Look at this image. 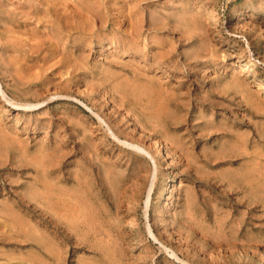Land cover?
<instances>
[{
    "label": "rangeland",
    "instance_id": "374dc122",
    "mask_svg": "<svg viewBox=\"0 0 264 264\" xmlns=\"http://www.w3.org/2000/svg\"><path fill=\"white\" fill-rule=\"evenodd\" d=\"M61 1L0 0V264H264V0Z\"/></svg>",
    "mask_w": 264,
    "mask_h": 264
},
{
    "label": "bare ground",
    "instance_id": "6f19581e",
    "mask_svg": "<svg viewBox=\"0 0 264 264\" xmlns=\"http://www.w3.org/2000/svg\"><path fill=\"white\" fill-rule=\"evenodd\" d=\"M63 1V0H62ZM61 1V2H62ZM89 2H90V0H89ZM95 2V1H94ZM126 2V1H125ZM96 3V2H95ZM113 3V2H112ZM111 3V4H112ZM64 4H66V3H64ZM166 4V3H165ZM62 5V4H61ZM64 6V5H63ZM74 6V5H73ZM96 6V5H95ZM137 6V5H136ZM57 7H59V6H57ZM62 7V6H61ZM80 7V6H79ZM90 7V6H89ZM107 7V6H106ZM127 7H128V5H127ZM134 7V6H133ZM81 8V7H80ZM86 8H87V6H86ZM85 8V9H86ZM91 8V7H90ZM122 8V7H121ZM131 8V7H130ZM137 8V7H136ZM4 8H2V10H3ZM64 9V8H63ZM72 9V8H71ZM76 10V8H73V10ZM100 9V8H99ZM105 9V8H104ZM111 9V8H110ZM7 10V9H6ZM88 9H86V11H87ZM153 10V9H152ZM1 11V10H0ZM65 11H67V10H65ZM143 12H144V9L142 10ZM63 12V11H62ZM62 12H60V13H62ZM82 12V11H81ZM85 12V11H84ZM108 12V11H107ZM114 12V11H113ZM116 12V11H115ZM1 13V12H0ZM3 13H4V11H3ZM3 13H1L2 15H3ZM16 13V12H15ZM75 13V12H74ZM79 13V12H78ZM99 13V12H98ZM140 13V12H139ZM95 14H96V12H95ZM94 14V16L96 17L97 15H95ZM129 14H130V12H129ZM6 15V14H5ZM67 15V14H66ZM71 15V14H70ZM91 15H93V14H91ZM135 15V14H134ZM63 16V15H62ZM88 16V15H87ZM99 16H100V14L98 15V18H99ZM120 16V15H119ZM122 16V15H121ZM130 16H131V14H130ZM12 17V16H11ZM75 17H76V15H75ZM127 18H128V16H126ZM65 18H66V16H65ZM72 19H73V17H71ZM71 19V20H72ZM87 19H88V17H87ZM91 19V18H90ZM100 19V18H99ZM102 19H103V17H102ZM101 19V20H102ZM67 20V19H66ZM70 20V19H69ZM131 20V19H130ZM141 20V19H140ZM155 20V19H154ZM94 21V20H93ZM106 21V20H105ZM122 21V20H121ZM133 21H134V19H133ZM71 22V21H70ZM84 22H85V17H84ZM87 22H88V20H87ZM91 22V21H90ZM101 22V21H100ZM99 22V23H100ZM102 22H104V21H102ZM129 22V21H128ZM130 22H132V21H130ZM129 22V23H130ZM147 22H149V21H147ZM94 23V22H93ZM107 23V22H106ZM141 23V22H140ZM161 23V22H160ZM180 23V22H179ZM1 24V23H0ZM58 24V23H57ZM77 24H79V25H81L80 23H79V21H78V23ZM123 24V23H122ZM143 24V23H142ZM155 24L157 25V23L155 22ZM69 25V24H68ZM70 25H73V24H70ZM75 25V24H74ZM84 25V24H83ZM85 25H87V24H85ZM100 25V24H99ZM131 25V24H130ZM135 25V24H134ZM133 25V26H134ZM153 25V24H152ZM160 25H162V24H160ZM37 26V25H36ZM93 26V25H92ZM75 27H76V25H75ZM80 27V26H79ZM138 27V26H137ZM140 27H142V26H140ZM139 27V28H140ZM151 27H153V26H151ZM4 28H5V26H4ZM7 28V27H6ZM77 28V27H76ZM75 28V29H76ZM156 28V27H155ZM10 29V28H9ZM24 29V28H23ZM72 29V28H71ZM74 29V30H75ZM164 29V28H163ZM176 29V28H175ZM70 30V29H69ZM88 30V29H87ZM91 30V29H90ZM124 30H125V28H124ZM138 30V29H137ZM159 30V29H158ZM71 31V30H70ZM77 31V30H76ZM94 31V30H93ZM142 31V30H141ZM141 31H139V32H141ZM178 31V30H177ZM130 32V31H129ZM152 32V31H151ZM172 32V31H171ZM9 33V32H8ZM79 33V32H78ZM123 33H124V31H123ZM153 33V35L154 34H156V33H154V32H152ZM151 33V34H152ZM158 33V32H157ZM10 34V33H9ZM15 34V33H14ZM6 35V34H5ZM11 35V34H10ZM16 35V34H15ZM91 35V34H90ZM115 35H117V34H115ZM157 35V34H156ZM186 35V34H185ZM55 36V35H54ZM58 36V35H57ZM157 36H159V35H157ZM169 36V35H168ZM119 37V36H118ZM154 37H156V36H154ZM173 37V36H172ZM49 38V37H48ZM59 38V37H58ZM132 38V37H131ZM157 38V37H156ZM30 39V38H29ZM38 39V38H37ZM54 39V38H53ZM92 39V38H91ZM128 39V38H127ZM133 39V38H132ZM162 39V38H161ZM160 39V40H161ZM179 39V38H178ZM185 39V38H184ZM8 40H10L9 38H8ZM31 40V39H30ZM34 40V39H33ZM163 40H164V38H163ZM182 40V39H181ZM43 41V40H42ZM41 41V42H42ZM47 41V40H46ZM10 42V41H9ZM48 42V41H47ZM164 42V41H163ZM14 43V42H13ZM23 43V42H22ZM43 44H44V42H43ZM47 44V43H46ZM156 44V43H155ZM160 44V43H159ZM175 44V43H174ZM35 45V44H34ZM157 45V44H156ZM63 46V45H62ZM158 46V45H157ZM43 47V46H42ZM161 47V46H160ZM38 50V49H37ZM175 50H176V47H175ZM27 51V50H26ZM26 51H25V53H26ZM28 52V51H27ZM34 52V51H33ZM37 52V51H36ZM29 53V52H28ZM35 53V52H34ZM37 54V53H36ZM178 54V53H177ZM11 55H13V54H11ZM156 55H158V54H156ZM4 57V56H3ZM15 57V56H14ZM13 57V58H14ZM153 57V56H152ZM159 57V56H158ZM158 57H156V58H158ZM18 58V57H17ZM169 58V57H168ZM167 58V59H168ZM155 59V58H154ZM22 60V59H21ZM61 62V61H60ZM155 62H156V60H155ZM237 62H240V60H238ZM155 64V63H154ZM115 65V64H114ZM8 66V65H7ZM118 66V65H117ZM4 67V66H3ZM247 67V66H246ZM1 68V67H0ZM126 68V67H125ZM134 69V68H133ZM152 69V68H151ZM132 71V70H131ZM112 72V71H111ZM115 72V71H114ZM250 72V71H249ZM127 74H128V72H127ZM146 75V74H145ZM117 77V76H116ZM18 78V77H17ZM105 78V77H104ZM124 78V76L122 77V79ZM127 78V77H126ZM132 78V77H131ZM115 80V79H114ZM121 80V79H120ZM31 81V80H30ZM35 81V80H34ZM13 82V81H12ZM115 82V81H114ZM19 83V82H18ZM28 83V82H27ZM101 83V82H100ZM107 83V82H106ZM26 85V84H25ZM105 85V84H104ZM16 86V85H15ZM115 88H116V86H115ZM137 88V87H136ZM89 89V88H88ZM162 89V88H161ZM125 90V89H124ZM145 90V89H144ZM1 91V90H0ZM118 91V90H117ZM142 91V90H141ZM91 92V91H90ZM148 92V91H147ZM158 93V92H157ZM208 93V92H207ZM156 94V93H155ZM172 94V93H171ZM139 95V94H138ZM120 96V95H119ZM242 96V95H241ZM139 97V96H138ZM173 99V98H172ZM238 99V98H237ZM128 102L127 103H131V102H129V100H127ZM250 102V101H249ZM132 104V103H131ZM226 115V114H225ZM99 116V115H98ZM151 117L152 118H155V119H158L159 117H160V111L159 110H156V111H154V112H152L151 113ZM101 119V118H100ZM183 120V119H182ZM172 124V123H171ZM219 124V123H218ZM107 125V124H106ZM191 125V124H190ZM215 125V124H214ZM173 126V125H172ZM110 129V128H109ZM185 129V128H184ZM107 130V129H106ZM99 131V130H98ZM224 132V131H223ZM113 133V132H112ZM204 133V132H203ZM114 134V133H113ZM240 135V134H239ZM111 136V135H110ZM172 136H173V134H172ZM201 136H203V135H201ZM205 136H206V134H205ZM114 137V136H113ZM118 139V138H117ZM173 139H175V138H173ZM0 140H1V138H0ZM171 140V139H170ZM155 141V140H154ZM112 142V141H111ZM157 142V141H156ZM185 142V141H184ZM125 143V142H124ZM156 144V143H155ZM157 145V144H156ZM138 148V147H137ZM212 150V149H211ZM210 150V151H211ZM186 151V150H185ZM182 152V151H181ZM184 159V158H183ZM229 159V158H228ZM234 159V158H233ZM185 161V160H184ZM193 161H194V159H193ZM221 161V160H220ZM216 163V162H215ZM156 166V165H155ZM203 166V165H202ZM182 167V166H181ZM177 169V168H176ZM184 169V168H183ZM182 169V170H183ZM188 171V170H187ZM203 172V171H202ZM187 173V172H186ZM189 174V173H188ZM159 175V174H158ZM198 176H199V174H198ZM217 176V175H216ZM245 176H246V174L245 173H242V175H241V177L244 179L245 178ZM190 179L192 180V183H194L195 181L197 182V181H199V178H197V176L196 177H194V176H190ZM152 183V182H151ZM236 183V182H235ZM96 185V184H95ZM150 185V184H149ZM200 185L203 187V188H201V193L204 191V190H206L207 192H210V191H212V192H217V186L213 183V182H211V181H209V179H207V178H205V179H203V181L201 180V182H200ZM258 185V184H257ZM220 186V185H219ZM223 186V185H222ZM132 187V186H131ZM234 187V186H233ZM263 187V186H262ZM152 188H153V183L151 184V186H150V189L148 190V197H149V195L151 194V192H152ZM192 188V187H191ZM92 189V188H91ZM131 189V191H132V188H130ZM228 189V188H227ZM231 189V188H230ZM194 190V189H193ZM220 190H221V188H220ZM59 191V190H58ZM91 191V190H90ZM144 191V190H143ZM142 191V192H143ZM89 192V191H88ZM195 192V191H194ZM239 192V191H238ZM222 193V192H221ZM226 193V192H225ZM63 194V193H62ZM68 194V193H67ZM143 194V193H142ZM193 194V193H192ZM231 194V193H230ZM237 194V193H236ZM65 195V194H64ZM132 195V194H131ZM222 195V194H221ZM68 196V195H67ZM69 197V196H68ZM105 198V197H104ZM224 198V197H223ZM242 199H244V198H242ZM246 199V198H245ZM244 199V200H245ZM65 200V199H64ZM68 200H70V199H68ZM150 200V199H149ZM260 200V199H259ZM249 201V200H248ZM66 202H67V200H66ZM70 202H72V201H70ZM119 202V201H118ZM127 202V201H126ZM229 202V201H228ZM73 203V202H72ZM132 203V202H131ZM192 198H189V200L187 201V204H188V206L189 207H192ZM197 203V202H196ZM237 203V202H236ZM240 203V202H239ZM239 203H237V204H239ZM114 204V203H113ZM209 204V203H208ZM255 204V203H254ZM253 204V205H254ZM259 204V203H258ZM120 205V204H119ZM122 205V204H121ZM132 205V204H131ZM134 205V204H133ZM147 205H148V202H147ZM257 205V204H256ZM123 206V205H122ZM124 206H125V204H124ZM123 206V207H124ZM241 206V205H240ZM249 207H251V206H249ZM119 208V207H118ZM135 208H136V206H135ZM118 211V210H117ZM137 211V210H136ZM196 212V211H195ZM67 213V212H66ZM70 213V212H69ZM68 213V214H69ZM107 213V212H106ZM134 213V212H133ZM219 213V212H218ZM195 214V213H194ZM228 214V213H227ZM203 217V216H202ZM242 217V216H241ZM245 217V216H244ZM95 218V217H94ZM68 219V218H67ZM165 219V218H164ZM243 219V218H242ZM78 221H76V223H77ZM204 223V222H203ZM240 223H242V222H240ZM74 224V222H72V225ZM197 224V223H196ZM238 224H239V222H238ZM243 224V223H242ZM203 225V224H202ZM74 226V225H73ZM191 227V226H190ZM188 228V227H187ZM186 228V229H187ZM151 230V229H150ZM156 230V229H155ZM167 230V229H166ZM176 230V229H175ZM203 231V230H202ZM96 232V231H95ZM99 232V231H98ZM73 234V233H72ZM82 235H84V233L82 234ZM161 235V234H160ZM177 236V235H176ZM159 237V236H158ZM79 238V237H78ZM77 238V239H78ZM108 238V237H107ZM159 239V238H158ZM161 239V238H160ZM209 239V238H208ZM80 241H81V239H80ZM187 241V240H186ZM120 242V241H119ZM84 243V242H83ZM121 243V242H120ZM162 243V242H161ZM166 243V242H165ZM167 244V243H166ZM172 246V245H171ZM174 250V249H173ZM177 250V249H176ZM88 251V250H87ZM176 254V253H175ZM177 256V255H176Z\"/></svg>",
    "mask_w": 264,
    "mask_h": 264
}]
</instances>
